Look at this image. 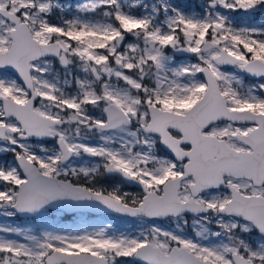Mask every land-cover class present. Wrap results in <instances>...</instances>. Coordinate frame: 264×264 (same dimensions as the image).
<instances>
[{"label": "snow or ice", "instance_id": "obj_1", "mask_svg": "<svg viewBox=\"0 0 264 264\" xmlns=\"http://www.w3.org/2000/svg\"><path fill=\"white\" fill-rule=\"evenodd\" d=\"M257 14L264 0H0V216L91 208L140 229L0 224V264H264Z\"/></svg>", "mask_w": 264, "mask_h": 264}, {"label": "rangeland", "instance_id": "obj_2", "mask_svg": "<svg viewBox=\"0 0 264 264\" xmlns=\"http://www.w3.org/2000/svg\"><path fill=\"white\" fill-rule=\"evenodd\" d=\"M182 4L188 5H199L204 2V0H179ZM197 7V11H198ZM237 17H242L243 13H235ZM256 25H259V20L253 21ZM187 59V58H182ZM52 142H49L51 146ZM106 186L111 187L113 184H120L122 191L124 184L116 181L114 179H109L104 182ZM159 223V221H158ZM0 224H10L12 226H20L24 228H31L36 234H39L41 231L45 230H59L63 229L66 231H76L81 228H87V230H92L94 227H101L107 224H111L113 230L118 232H126V233H135L138 232L139 229V221L134 220V218L130 219L129 217H116L111 214H101V215H89L85 212H77L68 216H64L62 211H54L50 214L49 218L45 221H40L38 219H27L24 220L22 218L14 217V218H6L0 216ZM162 226L172 228L173 225L169 224L167 221L164 222ZM2 235V234H0ZM17 238V237H10Z\"/></svg>", "mask_w": 264, "mask_h": 264}, {"label": "water", "instance_id": "obj_3", "mask_svg": "<svg viewBox=\"0 0 264 264\" xmlns=\"http://www.w3.org/2000/svg\"><path fill=\"white\" fill-rule=\"evenodd\" d=\"M185 57H187V54L185 55ZM125 184H126V185H132V184H128V183H125ZM63 211H64L66 214H71V213H74V212H76V211H86V212L93 213V214H99V213H105V212H106V210L98 211V210H96V209H91V208L79 209V210L63 209ZM112 214L120 215V214H116V213H112ZM19 217H24V216H19Z\"/></svg>", "mask_w": 264, "mask_h": 264}, {"label": "flooded vegetation", "instance_id": "obj_4", "mask_svg": "<svg viewBox=\"0 0 264 264\" xmlns=\"http://www.w3.org/2000/svg\"><path fill=\"white\" fill-rule=\"evenodd\" d=\"M262 15H263V14H259L260 17H261ZM112 179L121 182L119 177H115V178H112ZM123 190H125V191H127V192H139V191H140L139 187L136 186V185H133V184L130 185V186H126V185H124V186H123ZM130 219H132V217H130Z\"/></svg>", "mask_w": 264, "mask_h": 264}, {"label": "trees", "instance_id": "obj_5", "mask_svg": "<svg viewBox=\"0 0 264 264\" xmlns=\"http://www.w3.org/2000/svg\"><path fill=\"white\" fill-rule=\"evenodd\" d=\"M256 19V18H255Z\"/></svg>", "mask_w": 264, "mask_h": 264}]
</instances>
